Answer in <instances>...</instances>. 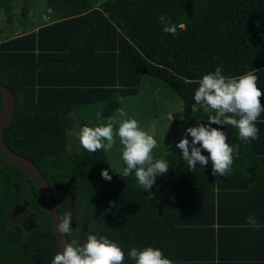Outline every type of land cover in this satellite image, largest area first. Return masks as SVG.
Masks as SVG:
<instances>
[{
  "label": "trees",
  "instance_id": "16d2710c",
  "mask_svg": "<svg viewBox=\"0 0 264 264\" xmlns=\"http://www.w3.org/2000/svg\"><path fill=\"white\" fill-rule=\"evenodd\" d=\"M13 3L20 5L21 33L9 32L0 42V84L16 105L3 139L43 174L60 219L71 212L68 243L82 242L86 233L107 237L125 252L123 264H133L129 248L146 246L160 248L174 264H264L263 254L222 259L220 233L226 229L215 217L221 178L264 177V112L250 143L224 126L226 142L239 145L230 174L212 176L210 163L189 169L169 144L154 158L166 159L169 169L147 192L133 176L114 172L103 149L72 152L66 143L75 125L90 126L96 114L109 118L120 106L118 94L136 95L143 75L182 102L174 141L184 128L208 123L192 97L199 78L216 65L225 76L252 72L264 92V0H45L42 12L50 22L40 21L36 31L24 20L31 0H0L7 24L13 26ZM161 14L178 26L175 35L161 30ZM259 99L264 106V95ZM108 168L112 179L105 181L100 172ZM58 251L34 184L0 157V264H50Z\"/></svg>",
  "mask_w": 264,
  "mask_h": 264
},
{
  "label": "clouds",
  "instance_id": "9594fccd",
  "mask_svg": "<svg viewBox=\"0 0 264 264\" xmlns=\"http://www.w3.org/2000/svg\"><path fill=\"white\" fill-rule=\"evenodd\" d=\"M158 20L163 32L176 34L178 26L168 17L161 14ZM222 67L216 65L214 71L203 74L193 93L194 106L198 105L208 114V123H194L184 128L182 137L174 141V147L180 150V158L189 169H194L197 165L204 168L210 163L211 175L223 177L231 173L233 154L239 147L226 142L224 126L234 127L237 139L245 143L257 139L259 130L256 121L264 112L259 98L264 92L257 87V76L252 72H245L237 77L225 76L222 74ZM117 113L119 123L115 129V119L112 117L104 124L91 127L82 125L77 133L79 144L88 152L99 149L109 152L116 142L115 138H118L122 162L120 175L133 176L135 182L147 192L157 177L168 171V161L163 158L154 159L152 153L157 141L153 135L138 126L139 122L135 118L123 119L126 113L122 108L117 109ZM213 124L218 127H212ZM202 151L207 155H203ZM100 176L105 181L112 179L109 168L101 170ZM71 221V212H66L55 224L56 232L68 234L72 230ZM244 226L257 231L264 228V224L258 223L254 215L246 217ZM127 257L133 264H174L160 248L152 246L131 247L127 251ZM124 259L125 252L115 241L86 233L82 242L74 239L65 243L63 250L52 257L50 264H123Z\"/></svg>",
  "mask_w": 264,
  "mask_h": 264
},
{
  "label": "rangeland",
  "instance_id": "374dc122",
  "mask_svg": "<svg viewBox=\"0 0 264 264\" xmlns=\"http://www.w3.org/2000/svg\"><path fill=\"white\" fill-rule=\"evenodd\" d=\"M32 6L27 14L25 21L28 22L29 28H34V24L42 23L48 24L50 18L47 14H43L45 0H31ZM103 0H97L100 3ZM20 5L13 3V26H9L5 20V16L0 12V42L6 40L8 33L11 35H19L21 33L19 20ZM32 25V27H31ZM120 106L126 116L123 119L135 118L139 122V127L153 135L157 141V146L153 149V157L157 154H164L169 144H174V139L178 135L179 124L177 121L182 120L181 110L182 102L178 96L168 90L161 82L150 78L146 75L141 77L140 86L137 88V93L134 96L117 95ZM117 109L110 116L115 119L114 129L118 127L119 119ZM96 119H91L90 126L104 124L108 118L101 119L98 114ZM80 126L75 125L71 130L66 132L67 149L72 152H78L80 144L77 133ZM113 148L106 152L109 158L110 167L114 172H120L122 169V162L120 159V145L118 138ZM112 152V154H111ZM117 153V154H116ZM66 213V211H65Z\"/></svg>",
  "mask_w": 264,
  "mask_h": 264
},
{
  "label": "crops",
  "instance_id": "0c3cea01",
  "mask_svg": "<svg viewBox=\"0 0 264 264\" xmlns=\"http://www.w3.org/2000/svg\"><path fill=\"white\" fill-rule=\"evenodd\" d=\"M34 26L33 31H36L38 25L34 24ZM31 29L29 28L28 31ZM232 169L244 170L243 168ZM251 178L252 176L249 174L233 173L226 180L221 178L222 192L219 197L215 189V217L220 219L219 224L226 229L220 233L222 259L224 257L238 262L256 258L259 254L264 255V232L261 231L262 229L257 231L244 226L246 217L249 215H254L258 223L264 224V177L253 182H251ZM216 183L217 179L215 178V187L217 188ZM246 230H254V233Z\"/></svg>",
  "mask_w": 264,
  "mask_h": 264
},
{
  "label": "water",
  "instance_id": "95a60500",
  "mask_svg": "<svg viewBox=\"0 0 264 264\" xmlns=\"http://www.w3.org/2000/svg\"><path fill=\"white\" fill-rule=\"evenodd\" d=\"M0 95L2 101L0 107V157L7 163L17 167L34 184L48 216L59 251H62L64 244L68 243V240L66 234H59L55 230V224L59 222L60 216L50 193L47 181L30 159L14 153L4 142L3 131L13 118L16 100L12 92L2 84H0Z\"/></svg>",
  "mask_w": 264,
  "mask_h": 264
},
{
  "label": "bare ground",
  "instance_id": "6f19581e",
  "mask_svg": "<svg viewBox=\"0 0 264 264\" xmlns=\"http://www.w3.org/2000/svg\"><path fill=\"white\" fill-rule=\"evenodd\" d=\"M111 154H112V152H111ZM117 154V153H116ZM175 228V227H174Z\"/></svg>",
  "mask_w": 264,
  "mask_h": 264
}]
</instances>
